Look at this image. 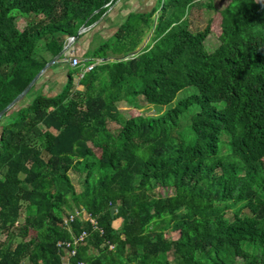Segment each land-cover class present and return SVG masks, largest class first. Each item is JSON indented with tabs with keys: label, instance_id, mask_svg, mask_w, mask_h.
Listing matches in <instances>:
<instances>
[{
	"label": "trees",
	"instance_id": "16d2710c",
	"mask_svg": "<svg viewBox=\"0 0 264 264\" xmlns=\"http://www.w3.org/2000/svg\"><path fill=\"white\" fill-rule=\"evenodd\" d=\"M114 2L0 0V110ZM212 2L129 14L58 93L34 84L0 117V232H21L0 242V264H264V0H231L208 51L209 27L192 30L189 16ZM187 87L196 93L159 116L118 109L168 105ZM190 107L204 123L185 131Z\"/></svg>",
	"mask_w": 264,
	"mask_h": 264
},
{
	"label": "rangeland",
	"instance_id": "374dc122",
	"mask_svg": "<svg viewBox=\"0 0 264 264\" xmlns=\"http://www.w3.org/2000/svg\"><path fill=\"white\" fill-rule=\"evenodd\" d=\"M119 1L120 0H115L114 4L119 2ZM152 1H154V0H151V2ZM230 2H231V0H213V2H212L214 5L213 9H208L206 7L197 6V7H194L193 10L191 11V14L189 16V20L191 22L190 28L192 30H202L206 26L209 27V35L207 36V38L205 40V47L208 51H213L217 47V44H218L217 37L221 34V22H222L221 11ZM114 4L111 5L108 10H110L114 6ZM145 42H148L147 37L144 39L142 45L138 49H140L144 45ZM100 44H101V42L100 43L95 42V45L93 47H97ZM65 46H66V44H65ZM76 78L78 79V76H76ZM46 93H49V92H46ZM194 93H196V90L193 87H187V88L181 90L179 93H177L173 102H171L168 105L159 106V105H155V104H146V102L142 98H139L138 106L136 108L130 106L127 103H120L118 105V109H119L120 113L123 115V117L127 120L134 118V117H138V116H142V117L159 116V115H162V114L166 113L167 111L175 108L177 103L180 100H182V99L186 98L187 96L192 95ZM34 95L35 94L30 93L26 97V99L23 98V100L21 101V105L27 104L30 101V99H32L34 97ZM19 107H20L19 104H17L14 108H12L11 111H8L7 115L4 117V120L8 121L9 119L7 116L10 113H12L13 111L17 110ZM215 107L217 109H221L222 103L216 104ZM179 122L181 124L182 130H185V131L188 130L189 131V125L192 127H195V128H199L204 123V119L198 114V112H196L194 107H190L188 110L183 111L181 114H179ZM116 129H117L116 127L112 126L113 131ZM52 133L55 134L54 131H52ZM226 142H227V137L225 135H221L220 140H219V144H218L220 153L225 146H226V150L228 151V147H227ZM95 154L97 157L99 156V153L97 151H95ZM70 177H71L72 183H73L76 191H79L80 186L78 184V181H79L78 174L72 173V174H70ZM157 193L161 194L160 191H157ZM220 211L221 210H216L215 213H218ZM215 213H199L198 215H199V217H208V216L215 215ZM83 217L86 218V215L83 214L82 218ZM19 222H21V218L19 219ZM117 225L118 224H116V226ZM15 235L17 236V238H15L13 240ZM18 237H21V232L16 233V231L14 229L10 230L7 234L0 232V242L2 243V246L4 248L9 244V242H15V241L17 242ZM166 238H169L173 242L181 241V238L176 233L166 235Z\"/></svg>",
	"mask_w": 264,
	"mask_h": 264
},
{
	"label": "crops",
	"instance_id": "0c3cea01",
	"mask_svg": "<svg viewBox=\"0 0 264 264\" xmlns=\"http://www.w3.org/2000/svg\"><path fill=\"white\" fill-rule=\"evenodd\" d=\"M156 2L157 0L152 2L151 0H120L115 3L103 16L90 24V26L85 27L86 30L79 34L61 59H58L55 65H52L40 76L35 83L36 90L48 96L58 93L66 81L68 69L71 68L68 63L70 54L82 60L89 50L95 48L93 47L95 42L102 43L112 37L129 14L149 12L156 5ZM147 40H149V35ZM75 80L77 82L76 77Z\"/></svg>",
	"mask_w": 264,
	"mask_h": 264
},
{
	"label": "water",
	"instance_id": "95a60500",
	"mask_svg": "<svg viewBox=\"0 0 264 264\" xmlns=\"http://www.w3.org/2000/svg\"><path fill=\"white\" fill-rule=\"evenodd\" d=\"M86 30V28L84 26H82L78 32H77V36L81 33L84 32ZM75 36V38L77 37ZM67 50V46H65L62 51L55 56L54 58H52L49 62H47L45 64V66L39 71V73L31 80V82L25 87V89L18 95L16 96L8 105H6L2 110H0V117L7 112L8 110H11L12 108H14L25 96L26 94L29 92V90L33 87V85L37 82V80L40 78V76L52 65H54L57 60L62 57V55L65 53V51ZM140 51L137 50L136 53H138Z\"/></svg>",
	"mask_w": 264,
	"mask_h": 264
},
{
	"label": "built area",
	"instance_id": "2783aa9c",
	"mask_svg": "<svg viewBox=\"0 0 264 264\" xmlns=\"http://www.w3.org/2000/svg\"><path fill=\"white\" fill-rule=\"evenodd\" d=\"M75 39H76L75 37L67 38V40H66L67 50L66 51L69 50L70 46L74 43ZM68 63H69L71 68H77V67L81 66V60H79L77 57L72 56L71 54H70V57L68 59ZM93 67L94 66L88 67L84 72L91 71L93 69ZM81 77L82 76H80L79 78H81ZM75 216L77 217V214H75ZM82 219L84 221H89L90 220L87 216H86V218L83 217ZM68 221L71 222L72 218L70 217ZM90 223L92 225H94V223L92 221H90ZM84 236H86L85 233L80 234V236L76 240H74L72 242V246H77L78 244H82ZM58 246L60 248L63 247L64 250H67L68 247H69L68 244H61V245H58ZM67 256L72 257L73 256V252H68ZM61 264H70V263L68 262V260H64V261L61 262Z\"/></svg>",
	"mask_w": 264,
	"mask_h": 264
}]
</instances>
